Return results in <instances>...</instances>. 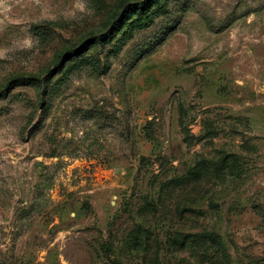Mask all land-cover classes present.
Masks as SVG:
<instances>
[{"label": "rangeland", "instance_id": "1", "mask_svg": "<svg viewBox=\"0 0 264 264\" xmlns=\"http://www.w3.org/2000/svg\"><path fill=\"white\" fill-rule=\"evenodd\" d=\"M0 264H264V0H0Z\"/></svg>", "mask_w": 264, "mask_h": 264}, {"label": "trees", "instance_id": "2", "mask_svg": "<svg viewBox=\"0 0 264 264\" xmlns=\"http://www.w3.org/2000/svg\"><path fill=\"white\" fill-rule=\"evenodd\" d=\"M140 3H136V4H132V5H127L125 7V10L118 16H116L112 22V28L110 29V31L108 32V34H114V32L117 29H122L125 28L127 25V19L128 17L132 14V13H136L137 10L139 9ZM144 9V6L142 7V10ZM136 22H131L129 24V29H134L132 27H134ZM127 34V31H125L124 36ZM105 38L104 37H99V38H90L87 41L83 42L81 44V46L78 48H72L69 49L68 51H66L65 53L60 54L59 56V60L63 61L64 59L68 60L69 58H73L75 56H78L79 54L84 53L91 45L95 44L97 41L101 42L103 41ZM18 82H36V77H21V78H17ZM39 81V80H38ZM39 84H41V81H39ZM208 235V233H202V234H197V237H206Z\"/></svg>", "mask_w": 264, "mask_h": 264}]
</instances>
